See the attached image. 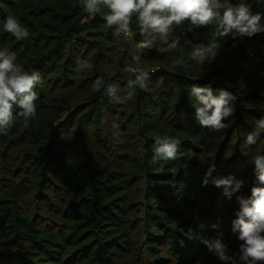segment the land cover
<instances>
[{"label":"trees","instance_id":"16d2710c","mask_svg":"<svg viewBox=\"0 0 264 264\" xmlns=\"http://www.w3.org/2000/svg\"><path fill=\"white\" fill-rule=\"evenodd\" d=\"M240 2L264 25V0H221ZM107 11L90 15L79 0H0V50L42 78L36 118H17L0 134V264H230L202 239L222 232L238 258L242 242L231 222L239 205L202 181L214 164L213 176L245 180L237 195L264 186L252 164L264 155V133L246 144L264 116V32L218 40L213 63L200 65L190 59L193 45L215 42L214 25L186 21L174 29L175 49L157 42L140 52L137 18L129 34L114 35ZM10 14L27 39L4 31ZM77 60L92 68L77 71ZM130 68L149 74L133 100L118 103L93 88L103 78L123 96L135 79ZM193 85L237 97L230 128L215 133L196 121ZM165 134L181 141L178 158L153 164L154 138Z\"/></svg>","mask_w":264,"mask_h":264},{"label":"clouds","instance_id":"9594fccd","mask_svg":"<svg viewBox=\"0 0 264 264\" xmlns=\"http://www.w3.org/2000/svg\"><path fill=\"white\" fill-rule=\"evenodd\" d=\"M84 11L90 15L100 13L102 8L108 11L103 13L108 28L114 29V35L130 33V22L135 16L138 20L142 42L138 51L151 49L162 42L166 47L162 50L168 52L175 49L178 39L174 29L182 26L186 21L195 27L214 25L215 42L207 45H193L190 59L200 65L211 64L218 55L220 44L218 40L231 35L236 37H252L264 32V25L260 24L261 15L253 14L249 5L240 2L236 6L221 3V0H79ZM221 9L223 12L221 14ZM3 29L10 33L16 40L29 37V30L22 26L21 21L14 15L5 18ZM15 53L0 50V134H7L14 126L17 118H22L25 124L37 116L38 93L35 88L42 82L38 71H26L16 63ZM177 65H185L183 60H177ZM186 66V65H185ZM91 63L87 60H77V71L90 70ZM135 74V79H129L123 96L118 95L119 86L114 83H105L103 78H98L93 83V88L100 91L104 88L105 94L113 101L127 103L135 97V89H146L149 74L137 68L128 69ZM214 94L212 87L193 85L189 90L192 107L195 109V119L203 127L212 132L219 133L235 123V106L233 102L237 97L224 88L217 89ZM15 108L18 111H14ZM264 133V116L256 119L254 131L247 135L246 144H256L257 138ZM154 155L152 163L160 161L171 162L178 158L181 141L167 134L155 138ZM253 174L259 185H264V155H256L252 159ZM213 164L204 175L202 186L209 183L216 188H222L223 194L229 200L235 196L239 208L235 211L232 220V231L238 232L239 257L229 255L228 245L224 242L222 232H218L214 239H202V243L220 261L230 264H259L264 262V186L251 188V196L245 197L241 193L244 179L234 176H213ZM203 228L204 224L199 225ZM216 228L217 225H212Z\"/></svg>","mask_w":264,"mask_h":264}]
</instances>
